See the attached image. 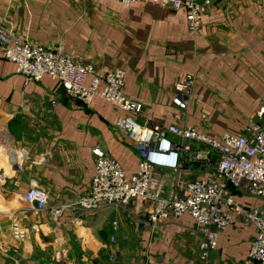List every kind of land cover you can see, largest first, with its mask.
Here are the masks:
<instances>
[{"label":"crops","instance_id":"0c3cea01","mask_svg":"<svg viewBox=\"0 0 264 264\" xmlns=\"http://www.w3.org/2000/svg\"><path fill=\"white\" fill-rule=\"evenodd\" d=\"M4 16L18 37L61 44L98 75L122 69V92L143 105L139 122L191 125L218 135L239 131L234 117L264 105V0H212L195 34L183 9L144 2L0 0V24ZM15 68L0 54V264L199 262L202 235L187 214L154 225L144 222L141 198L95 211L70 205L89 190L94 148L126 173L138 169L139 154L115 129L124 112L98 96L87 105L67 97L48 75L25 83ZM187 73L194 85L181 110L172 97ZM191 171L184 176L193 177ZM31 186L45 189L47 209L36 212L23 200ZM237 199L259 203L242 192ZM52 207H62L56 219ZM13 223L25 230L23 239L11 237ZM254 232L234 219L218 235L209 264H243Z\"/></svg>","mask_w":264,"mask_h":264},{"label":"built area","instance_id":"2783aa9c","mask_svg":"<svg viewBox=\"0 0 264 264\" xmlns=\"http://www.w3.org/2000/svg\"><path fill=\"white\" fill-rule=\"evenodd\" d=\"M112 1L124 6L144 2L183 9L187 29L195 34L212 0ZM0 54L15 64L16 73L25 83L48 75L61 85L67 97L87 105L98 96L124 112L117 118L115 129L139 154L138 169L126 173L115 159L94 148L95 173L89 190L70 203L73 208L95 211L105 205L126 207L141 198L147 203L145 224L189 215L202 238L198 244L199 262L189 259L184 264H209V253L216 248L218 235L236 219L255 229L243 264H264V122L247 121L239 131L225 130L218 135L206 134L191 125L139 122L143 105L122 92V69L98 75L92 63L67 53L61 44L41 45L18 37L7 16L0 24ZM193 85L191 73L175 84L172 102L179 109H187ZM256 114L264 121V106ZM200 118L206 120L204 115ZM190 170L194 176H184ZM241 192L259 199V203L240 202L237 194ZM22 197L36 212L48 208V194L41 187H29ZM61 208L50 209L53 219ZM112 228H117L116 221H112ZM10 234L20 240L25 230L13 223ZM69 264L83 263L73 260Z\"/></svg>","mask_w":264,"mask_h":264},{"label":"rangeland","instance_id":"374dc122","mask_svg":"<svg viewBox=\"0 0 264 264\" xmlns=\"http://www.w3.org/2000/svg\"><path fill=\"white\" fill-rule=\"evenodd\" d=\"M262 105H260L259 107H261ZM264 106V105H263ZM235 107V106H234ZM258 107V108H259ZM237 108V107H236ZM258 110V109H257ZM256 110V111H257ZM256 111H255V113L253 114V115H247L246 114V116H243V114L242 115H240L239 113H238V115H240L241 116V118H237L236 120H235V117H234V121H233V119H230V120H228V121H225V123H227V124H231L232 123V121L234 122V123H238L239 125H241V127H242V125L245 123V122H247V121H258V122H264L262 119L260 120V118L257 116V114H256ZM207 122H208V120H207ZM218 122V121H217ZM219 123V122H218ZM198 262V261H197ZM199 264V263H198Z\"/></svg>","mask_w":264,"mask_h":264}]
</instances>
